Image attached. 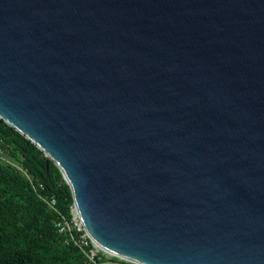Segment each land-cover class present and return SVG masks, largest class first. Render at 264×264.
I'll list each match as a JSON object with an SVG mask.
<instances>
[{
    "label": "water",
    "instance_id": "95a60500",
    "mask_svg": "<svg viewBox=\"0 0 264 264\" xmlns=\"http://www.w3.org/2000/svg\"><path fill=\"white\" fill-rule=\"evenodd\" d=\"M0 118L104 250L264 264V0H0Z\"/></svg>",
    "mask_w": 264,
    "mask_h": 264
},
{
    "label": "trees",
    "instance_id": "16d2710c",
    "mask_svg": "<svg viewBox=\"0 0 264 264\" xmlns=\"http://www.w3.org/2000/svg\"><path fill=\"white\" fill-rule=\"evenodd\" d=\"M3 158L25 168L34 183ZM50 197L56 199V210L45 200ZM72 205L70 187L59 168L0 118V264H110L102 254L90 260V246L79 247L75 229L74 238L58 231L59 215L70 221Z\"/></svg>",
    "mask_w": 264,
    "mask_h": 264
},
{
    "label": "built area",
    "instance_id": "2783aa9c",
    "mask_svg": "<svg viewBox=\"0 0 264 264\" xmlns=\"http://www.w3.org/2000/svg\"><path fill=\"white\" fill-rule=\"evenodd\" d=\"M4 160L6 162L12 164L13 166H15L18 170H20L29 179V181L32 184L34 183L32 176L27 172V170L25 168L19 166L15 161H12L9 159H4ZM39 186L42 187L41 184H39ZM45 200H46L47 204L49 205V207L55 209L56 199L54 197L46 198ZM70 213H71V220L70 221L65 219V217L62 216L61 214L59 215V218L56 222V227H57L58 231L60 233H66L67 232L71 237H73L72 232H71L72 229H75L77 232H79L80 234H79L78 239H75L76 243H78L79 247L83 250H86V248L90 246L88 251H86V254L90 260H95V257L98 254L101 255V253H99V251H101V250L99 248L95 247L96 245L93 243V241L86 234L84 227L82 225L81 219L79 217V214H78L77 209H76L74 204L70 207ZM87 239H89L93 245L89 241H87ZM107 255L108 256H106V257L104 255L103 256L105 257V259H108L107 262L110 264H126V261H123L125 259H122V258L119 259V257L114 258V256L112 257V255H109V254H107ZM127 264H131V261ZM132 264H134V263L132 262Z\"/></svg>",
    "mask_w": 264,
    "mask_h": 264
},
{
    "label": "bare ground",
    "instance_id": "6f19581e",
    "mask_svg": "<svg viewBox=\"0 0 264 264\" xmlns=\"http://www.w3.org/2000/svg\"><path fill=\"white\" fill-rule=\"evenodd\" d=\"M89 238H90V237H89ZM90 239H91V238H90ZM91 240H92V239H91ZM92 241H93V240H92ZM93 243H94L96 246H98V248H100L101 251H103V252H105V253H107V254H109V255H112V256H115V257H119V258H122V259H125V260H128V261H131V260H129V259H126V258L120 257V256H118V255H116V254H113V253H111V252H108V251L104 250V249L101 248L99 245H97L94 241H93ZM131 262L136 263V262H134V261H131ZM136 264H139V263H136Z\"/></svg>",
    "mask_w": 264,
    "mask_h": 264
},
{
    "label": "rangeland",
    "instance_id": "374dc122",
    "mask_svg": "<svg viewBox=\"0 0 264 264\" xmlns=\"http://www.w3.org/2000/svg\"><path fill=\"white\" fill-rule=\"evenodd\" d=\"M87 241H89L91 244H92V242L89 240V239H87ZM93 245V244H92ZM95 247H97L98 248V246H95ZM96 249V248H95ZM100 249V248H99ZM98 250V249H97ZM99 253H101V254H103L105 257L106 256H108L106 253H104L103 251H99ZM113 257V256H112ZM114 258H117V257H115L114 256ZM120 259V258H119ZM122 260V259H121ZM123 261H126V264L127 263H129L130 261H127V260H123ZM131 264H132V262H131ZM135 264V263H134Z\"/></svg>",
    "mask_w": 264,
    "mask_h": 264
}]
</instances>
